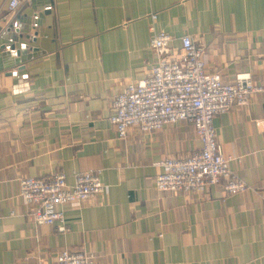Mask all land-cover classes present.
I'll return each instance as SVG.
<instances>
[{
	"label": "crops",
	"instance_id": "crops-1",
	"mask_svg": "<svg viewBox=\"0 0 264 264\" xmlns=\"http://www.w3.org/2000/svg\"><path fill=\"white\" fill-rule=\"evenodd\" d=\"M12 1L0 0V264H56L64 251L98 264H264V94L214 121L250 187L234 196L225 182L158 191L162 161L201 150L193 125L121 140L110 120L114 99L158 63L152 28L174 49L191 36L224 82L264 85V0H18L10 16ZM90 170L107 191L63 207L67 232L33 222L20 179L64 173L74 185Z\"/></svg>",
	"mask_w": 264,
	"mask_h": 264
},
{
	"label": "built area",
	"instance_id": "built-area-1",
	"mask_svg": "<svg viewBox=\"0 0 264 264\" xmlns=\"http://www.w3.org/2000/svg\"><path fill=\"white\" fill-rule=\"evenodd\" d=\"M21 6L13 0L9 6L14 16ZM154 31L150 46L158 63L147 71L146 77L129 84L113 103L111 117L118 138L128 137L130 129L152 134L169 125L188 123L194 126L201 150L188 158L169 157L162 161L163 169L156 179L162 193L186 192L204 194L225 182L228 196L238 195L250 187L230 168V160L217 142L215 119L234 108L246 107L254 95L264 94V85H257L249 74L240 75L234 83H226L218 73L207 69L204 47L191 36L181 39V48L172 47L173 38ZM100 171L75 174L69 185L64 173L50 179H20L19 197L25 205L35 206L31 219L39 226L58 225V231H68L63 207H79L104 194L107 187ZM3 217L0 214V226ZM56 264H98L92 254L64 251Z\"/></svg>",
	"mask_w": 264,
	"mask_h": 264
},
{
	"label": "water",
	"instance_id": "water-1",
	"mask_svg": "<svg viewBox=\"0 0 264 264\" xmlns=\"http://www.w3.org/2000/svg\"><path fill=\"white\" fill-rule=\"evenodd\" d=\"M12 28H9V32H11ZM18 30V29H17ZM23 36L20 35V38H22ZM10 39H12V43H10L8 46L10 48L11 51H15L16 55L18 57H21V50H16V42H17V37H11Z\"/></svg>",
	"mask_w": 264,
	"mask_h": 264
}]
</instances>
